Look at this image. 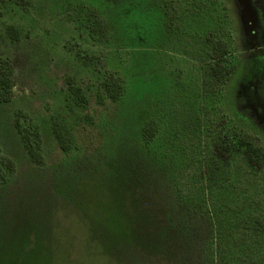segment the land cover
Returning a JSON list of instances; mask_svg holds the SVG:
<instances>
[{
    "label": "rangeland",
    "instance_id": "rangeland-1",
    "mask_svg": "<svg viewBox=\"0 0 264 264\" xmlns=\"http://www.w3.org/2000/svg\"><path fill=\"white\" fill-rule=\"evenodd\" d=\"M0 57V264H264V0H0Z\"/></svg>",
    "mask_w": 264,
    "mask_h": 264
},
{
    "label": "trees",
    "instance_id": "trees-1",
    "mask_svg": "<svg viewBox=\"0 0 264 264\" xmlns=\"http://www.w3.org/2000/svg\"><path fill=\"white\" fill-rule=\"evenodd\" d=\"M7 34L12 41L17 42L19 40L18 31L14 27H8ZM223 52L226 53L227 50L224 48ZM212 73L215 77H220L219 76L220 70L217 69L216 67H214L212 69ZM230 74H231V72H227L226 77H229ZM12 75L13 74H12V68H11L10 62L5 58L0 57V102H8L9 101V94H10V91L12 89V78H13ZM217 79H219V78H217ZM112 86L114 88L113 90L118 89V91H114L110 95L112 99H116L119 91L122 90V86L120 84L115 83V82H113ZM109 90H112V89H109ZM18 124L19 123L17 121H15L14 126H15L18 134L21 135L22 131L19 128ZM142 133H143L144 137L148 136L146 129H144ZM54 134H55V137H56L57 141L59 142L61 148L63 150H67V145H66L64 139L56 131V129L54 130ZM22 138L26 142V145H27L26 150H27L29 157L35 163H41V157H40V154L36 151V146L32 145L30 140L28 138H26L25 136L22 135ZM239 144L243 148L242 153L245 157L247 164L252 168H256V169L263 168V166H264V153H263L262 149L260 147L256 146L251 141H247V140H242V141H240ZM234 147H235V144L229 139V137H223V139L218 144H216L215 148L219 152L225 153V152L231 151Z\"/></svg>",
    "mask_w": 264,
    "mask_h": 264
}]
</instances>
